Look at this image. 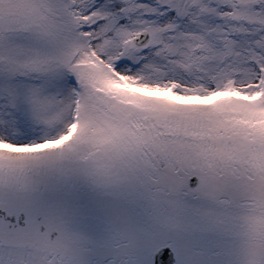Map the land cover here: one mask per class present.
<instances>
[{
    "label": "snow or ice",
    "instance_id": "6c2138e0",
    "mask_svg": "<svg viewBox=\"0 0 264 264\" xmlns=\"http://www.w3.org/2000/svg\"><path fill=\"white\" fill-rule=\"evenodd\" d=\"M0 264H264V0H0Z\"/></svg>",
    "mask_w": 264,
    "mask_h": 264
}]
</instances>
